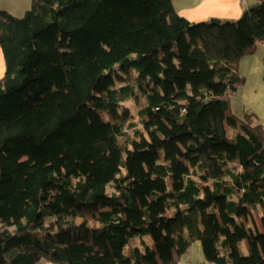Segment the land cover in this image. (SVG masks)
Wrapping results in <instances>:
<instances>
[{"label":"trees","instance_id":"obj_1","mask_svg":"<svg viewBox=\"0 0 264 264\" xmlns=\"http://www.w3.org/2000/svg\"><path fill=\"white\" fill-rule=\"evenodd\" d=\"M173 1L0 11V264H178L198 241L211 264H264V129L231 109L264 0L219 24Z\"/></svg>","mask_w":264,"mask_h":264},{"label":"crops","instance_id":"obj_2","mask_svg":"<svg viewBox=\"0 0 264 264\" xmlns=\"http://www.w3.org/2000/svg\"><path fill=\"white\" fill-rule=\"evenodd\" d=\"M261 0H174L173 5L176 12L186 18L191 23L210 22L213 19L220 22L239 20L251 5L258 4ZM264 49L260 44L254 54L243 58L238 70L245 79V84L239 89L236 96L232 98V114L238 118L245 115L253 116L255 124H259L264 129V53H259V49ZM1 54V53H0ZM1 56V55H0ZM3 57H0V80L6 74V66L3 63ZM238 107V114L233 113V106ZM260 212V210H259ZM144 242L152 246L150 238L145 237L133 239L125 253L131 250L143 251ZM245 254L248 250L245 244H242ZM178 264H211L206 260L202 243H194L188 252L181 258Z\"/></svg>","mask_w":264,"mask_h":264},{"label":"rangeland","instance_id":"obj_3","mask_svg":"<svg viewBox=\"0 0 264 264\" xmlns=\"http://www.w3.org/2000/svg\"><path fill=\"white\" fill-rule=\"evenodd\" d=\"M33 2L34 0H0V11H7L10 14H12L13 16L17 17V18H23L25 16V14L31 10L32 6H33ZM262 45H264V43H260ZM258 44V45H260ZM0 57H3V63L6 66V61H5V57H4V53L2 51V49L0 48ZM259 53H264V49H259ZM140 100H138L136 97L132 98L131 100L125 102L122 106L123 109H127L131 116L133 117V119L131 120L130 123H133L134 125H136V127L134 129H127V134L129 135V137L134 138L135 137V131H143V126L140 123V118H139V112L141 110V106L146 104V99L142 96H140ZM234 110L233 113L234 114H238V107L236 105L233 106ZM230 135H233V132L230 131L229 132ZM109 193H113V188H109L108 189ZM46 225H50L54 219L53 218H48ZM5 231V230H3ZM7 231H14V228H9L7 229Z\"/></svg>","mask_w":264,"mask_h":264},{"label":"water","instance_id":"obj_4","mask_svg":"<svg viewBox=\"0 0 264 264\" xmlns=\"http://www.w3.org/2000/svg\"><path fill=\"white\" fill-rule=\"evenodd\" d=\"M257 7H258V4L251 5V6L249 7V10H253V9L257 8ZM210 22H211L212 24H219V23H220V21H219V20H216V19H213V20H211Z\"/></svg>","mask_w":264,"mask_h":264},{"label":"built area","instance_id":"obj_5","mask_svg":"<svg viewBox=\"0 0 264 264\" xmlns=\"http://www.w3.org/2000/svg\"><path fill=\"white\" fill-rule=\"evenodd\" d=\"M43 264H59V263H55V262H52V261H46Z\"/></svg>","mask_w":264,"mask_h":264}]
</instances>
